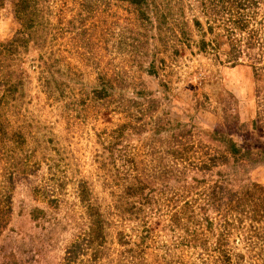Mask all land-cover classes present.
Listing matches in <instances>:
<instances>
[{"label": "rangeland", "instance_id": "1", "mask_svg": "<svg viewBox=\"0 0 264 264\" xmlns=\"http://www.w3.org/2000/svg\"><path fill=\"white\" fill-rule=\"evenodd\" d=\"M239 1L0 0V264H264Z\"/></svg>", "mask_w": 264, "mask_h": 264}, {"label": "trees", "instance_id": "2", "mask_svg": "<svg viewBox=\"0 0 264 264\" xmlns=\"http://www.w3.org/2000/svg\"><path fill=\"white\" fill-rule=\"evenodd\" d=\"M19 1H20V3H22V5H24L23 7L30 6L29 0H19ZM139 1L143 2V0H134V2H136V3H138ZM219 1L221 2L222 0H219ZM228 1L229 0H226V2H228ZM245 2H247V0L239 1V3L236 4V7H238V9H241L242 6L245 4ZM26 9H27V7H26ZM230 32H231V30H230Z\"/></svg>", "mask_w": 264, "mask_h": 264}]
</instances>
